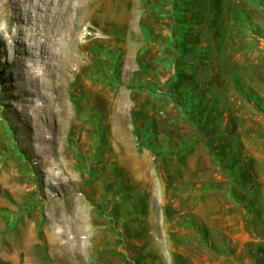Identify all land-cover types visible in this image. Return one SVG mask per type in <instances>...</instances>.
Listing matches in <instances>:
<instances>
[{"label":"rangeland","instance_id":"374dc122","mask_svg":"<svg viewBox=\"0 0 264 264\" xmlns=\"http://www.w3.org/2000/svg\"><path fill=\"white\" fill-rule=\"evenodd\" d=\"M6 1L15 29L46 0H21L25 15ZM86 8L81 63L54 76L25 65L30 43L0 17V264H213L262 248L264 0Z\"/></svg>","mask_w":264,"mask_h":264},{"label":"bare ground","instance_id":"6f19581e","mask_svg":"<svg viewBox=\"0 0 264 264\" xmlns=\"http://www.w3.org/2000/svg\"><path fill=\"white\" fill-rule=\"evenodd\" d=\"M7 1L13 9H17L16 7L20 6L17 12L18 15L26 12L21 7V0ZM86 1L87 0H46L44 2H38L36 5L39 10L38 14H31L29 21L24 26L20 25L15 27V29L12 23V18H14L12 16L13 11L11 10L5 15H2V12L0 13V17H5L8 22V40L16 42L19 38H23L24 43H30V45L28 44L29 51L26 57H24V63L29 69L32 68V66H39L42 67L43 70H45L44 72L48 73L49 76H54L56 74L54 71L57 69L56 63L63 66L65 73L74 70L72 67L75 64L81 63L82 57L77 56L75 53H71L70 50L78 45L81 39L86 38V35L82 31V24H86L87 17ZM12 5H14V7H12ZM47 76L48 75H46V77ZM54 80H57V78ZM55 82L56 81H54V83ZM116 109L117 107H114L115 112ZM56 262L61 264H79L75 261L63 258Z\"/></svg>","mask_w":264,"mask_h":264},{"label":"crops","instance_id":"0c3cea01","mask_svg":"<svg viewBox=\"0 0 264 264\" xmlns=\"http://www.w3.org/2000/svg\"><path fill=\"white\" fill-rule=\"evenodd\" d=\"M259 211H262L260 208ZM258 225L261 227L262 229V222L259 221ZM244 241H243V246L244 244H248V243H258V239H260L261 243H263V247L259 248L256 252L253 251H247L246 250V254L245 256L241 257V251L238 254H231V253H227V255H224L222 257H220L219 259H217L213 264H249L247 262H249L250 258L254 259L255 264H264V237L260 236V238L255 239V238H251L250 235L244 236ZM243 258V259H242Z\"/></svg>","mask_w":264,"mask_h":264},{"label":"trees","instance_id":"16d2710c","mask_svg":"<svg viewBox=\"0 0 264 264\" xmlns=\"http://www.w3.org/2000/svg\"><path fill=\"white\" fill-rule=\"evenodd\" d=\"M0 82L5 83V71H0ZM180 98V97H179ZM181 103H183L182 99H179Z\"/></svg>","mask_w":264,"mask_h":264}]
</instances>
